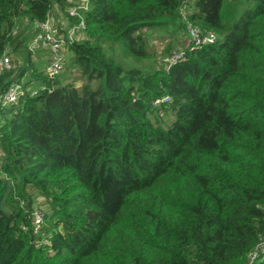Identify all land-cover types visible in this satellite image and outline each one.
Listing matches in <instances>:
<instances>
[{"label": "trees", "instance_id": "16d2710c", "mask_svg": "<svg viewBox=\"0 0 264 264\" xmlns=\"http://www.w3.org/2000/svg\"><path fill=\"white\" fill-rule=\"evenodd\" d=\"M89 2L76 86L44 76L25 34L74 23L66 1L0 0V57L23 59L0 75L22 91L0 108V264H264V0ZM181 9L216 41L142 66L145 31L180 30Z\"/></svg>", "mask_w": 264, "mask_h": 264}, {"label": "built area", "instance_id": "2783aa9c", "mask_svg": "<svg viewBox=\"0 0 264 264\" xmlns=\"http://www.w3.org/2000/svg\"><path fill=\"white\" fill-rule=\"evenodd\" d=\"M68 4L66 11L68 17L74 18L75 22L67 25V22L63 26H57L53 16L50 14L46 16L44 20L33 19L28 22L27 25H31L34 29V33L28 43V50L33 56H43L42 73L49 80L56 79L62 72L63 61L65 58V51L68 46L80 39L87 38L85 33L86 26L84 21V13L90 6L89 0H65ZM181 14L185 24V33L189 42L195 46H202L212 44L216 41L217 36L212 31H204L195 23L186 19V10L181 9ZM185 49V48H184ZM184 49L175 48L171 52L169 59V65H174L178 61L184 59ZM11 56L4 52L0 57V75L9 71L12 68ZM38 89L30 90V95H35ZM22 93L21 86L17 82H10L4 91L0 94V108L4 106H10L16 104L18 97ZM170 101L169 96L165 95L154 101V105L160 106ZM164 113L161 111L160 116ZM0 116V121H1ZM2 152L0 150V176H4L1 164ZM32 201L30 205V216L32 217L33 232L36 234L43 223V212L39 208L33 206ZM42 217V218H41ZM23 229L25 227H22Z\"/></svg>", "mask_w": 264, "mask_h": 264}, {"label": "rangeland", "instance_id": "374dc122", "mask_svg": "<svg viewBox=\"0 0 264 264\" xmlns=\"http://www.w3.org/2000/svg\"><path fill=\"white\" fill-rule=\"evenodd\" d=\"M191 4L194 0H188ZM58 11V9H57ZM56 22V17L54 18ZM183 20V17L182 19ZM28 23V21H26ZM23 23V24H22ZM24 21L21 22V28L18 30L21 32L23 30ZM27 23L25 25H27ZM29 29L25 31V34H28V36L31 34L33 35L34 29L33 27L27 25ZM175 26H169L166 28L158 27L155 29H150L147 32L145 31V35L147 37L148 41V57L144 58L140 61L141 65L144 67H165L169 63V59L171 56L172 50L175 48L184 49L191 45L189 42L187 36L184 34V28L182 27L180 30L176 29ZM18 33V32H17ZM172 33V34H171ZM30 38V37H29ZM110 53V52H109ZM113 56L116 58L117 61L121 64L125 65H131L134 63L140 64L139 62H135L132 58H128L127 56H124L118 49H116L113 52ZM72 57V54L66 50L65 51V60L64 65L61 74L57 78V80L61 83H67L71 82L75 84L76 86H79L82 83V78L79 76L78 71L74 65H72V61L70 60ZM11 59L13 66H19L23 64V59L19 55H15L11 53ZM37 62V58H36ZM42 59H38V66H42L41 64ZM26 80V77L23 81ZM41 80H36L35 82H31L30 90L36 89L40 85ZM171 113L167 112L163 115L161 118V122L163 124H168L172 120ZM30 197L32 198V201L34 202L33 206L35 208H39L42 210V212L47 211V206L45 205V200L43 196L40 195L38 191H34L33 189L29 190ZM42 218V217H41ZM44 221V219H42ZM32 224V222H31Z\"/></svg>", "mask_w": 264, "mask_h": 264}, {"label": "crops", "instance_id": "0c3cea01", "mask_svg": "<svg viewBox=\"0 0 264 264\" xmlns=\"http://www.w3.org/2000/svg\"><path fill=\"white\" fill-rule=\"evenodd\" d=\"M36 58H37V62H38V59H42V61H43V56H41L40 54H39V55L37 54V55L34 56V60H35L34 62H36ZM42 63H44V61L41 62V64H42ZM42 66H43V65H42Z\"/></svg>", "mask_w": 264, "mask_h": 264}, {"label": "clouds", "instance_id": "9594fccd", "mask_svg": "<svg viewBox=\"0 0 264 264\" xmlns=\"http://www.w3.org/2000/svg\"><path fill=\"white\" fill-rule=\"evenodd\" d=\"M186 19H187V18H186ZM187 20H188V19H187ZM183 22H184V20H183ZM183 28H184V34L186 35V33H185V24H184Z\"/></svg>", "mask_w": 264, "mask_h": 264}]
</instances>
